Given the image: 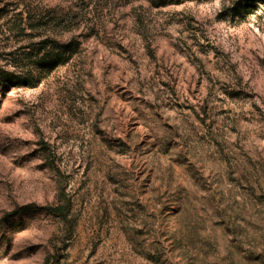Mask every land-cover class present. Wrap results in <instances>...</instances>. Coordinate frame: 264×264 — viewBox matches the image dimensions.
<instances>
[{
  "label": "rangeland",
  "instance_id": "374dc122",
  "mask_svg": "<svg viewBox=\"0 0 264 264\" xmlns=\"http://www.w3.org/2000/svg\"><path fill=\"white\" fill-rule=\"evenodd\" d=\"M6 4L73 50L0 94V264H264V1Z\"/></svg>",
  "mask_w": 264,
  "mask_h": 264
},
{
  "label": "trees",
  "instance_id": "16d2710c",
  "mask_svg": "<svg viewBox=\"0 0 264 264\" xmlns=\"http://www.w3.org/2000/svg\"><path fill=\"white\" fill-rule=\"evenodd\" d=\"M11 5L0 8L1 95L11 89L34 88L42 78L65 64L73 50L71 44H61L49 34L56 25L54 18L34 11L7 10ZM60 192L63 194L64 189ZM70 211V201H64L52 207L50 215L68 222Z\"/></svg>",
  "mask_w": 264,
  "mask_h": 264
}]
</instances>
